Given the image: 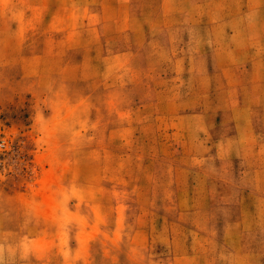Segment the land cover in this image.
Instances as JSON below:
<instances>
[{"label": "rangeland", "instance_id": "obj_1", "mask_svg": "<svg viewBox=\"0 0 264 264\" xmlns=\"http://www.w3.org/2000/svg\"><path fill=\"white\" fill-rule=\"evenodd\" d=\"M0 264H264V0H0Z\"/></svg>", "mask_w": 264, "mask_h": 264}]
</instances>
